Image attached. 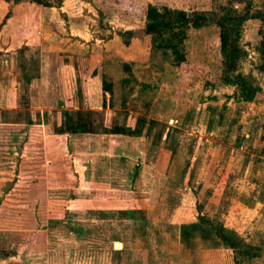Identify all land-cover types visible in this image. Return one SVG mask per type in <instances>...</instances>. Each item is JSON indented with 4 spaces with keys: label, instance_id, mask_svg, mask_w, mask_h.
<instances>
[{
    "label": "crops",
    "instance_id": "crops-1",
    "mask_svg": "<svg viewBox=\"0 0 264 264\" xmlns=\"http://www.w3.org/2000/svg\"><path fill=\"white\" fill-rule=\"evenodd\" d=\"M27 3L37 6L27 23L20 22V11L5 16L7 2L0 13V236L32 233L42 258L26 264H175L173 252L155 244L159 228L177 237L182 225L198 224L196 188L174 163L166 132L155 141L146 123L139 134L108 131L115 124L137 129L142 117L131 107L122 110L111 98L113 91L103 90V75L111 76L113 89L120 63H131L129 43L115 31L101 38L109 30L82 8L68 10L65 0L59 6ZM36 45L39 74L28 84L29 105L23 107L18 104L16 51ZM79 56L85 62L77 67ZM78 71L86 73L83 97ZM65 110L78 123L85 111L99 115L88 132L56 133ZM176 116L170 111L165 123L171 125ZM201 162L207 169L208 163ZM208 172L196 173L205 186ZM52 193L69 196L58 200L64 212L54 221L47 216L55 208ZM131 203L141 216L121 214ZM252 207H242L231 230L242 231L241 222L253 220L258 210ZM26 210L47 213L27 216ZM210 253L200 251V258ZM10 255L0 257V264Z\"/></svg>",
    "mask_w": 264,
    "mask_h": 264
},
{
    "label": "rangeland",
    "instance_id": "rangeland-1",
    "mask_svg": "<svg viewBox=\"0 0 264 264\" xmlns=\"http://www.w3.org/2000/svg\"><path fill=\"white\" fill-rule=\"evenodd\" d=\"M228 1L65 0L64 3L70 11H81L82 8L91 13L100 28L108 29L109 32L100 33L101 38L115 31L121 40L129 43L131 63H120V68L114 73L116 81L111 98L122 110L131 107L142 114L137 129L146 123L147 133L155 141L166 132V139L173 149L174 163L196 188L197 208L208 224L203 221L198 230L189 229L188 236L183 235V238L180 231L176 237L175 231L163 226L159 228L161 233L155 244L165 251H172L170 261L175 264H234L232 255L237 264H264V70L260 67L264 61V20H245L238 36L241 51L235 72L246 75L257 89L251 99L241 94L238 84L225 80L227 65L219 47V29L212 21L186 29L180 47L187 57L182 62H176L170 50L157 45L168 39L167 36L143 32L148 4L180 9L188 14H210L218 12L220 6ZM232 1L236 7H242L239 2ZM0 2V13L2 4L7 2V12L20 11L24 14L19 16L22 18L20 22L24 23H27L26 16L32 8H37L27 3L30 0ZM263 2L251 0V10H261ZM127 30L134 33H123ZM34 47L38 49L36 56L40 57L39 45ZM105 75L110 81L111 76ZM170 111L177 118L168 125L165 121ZM202 160L208 163L207 169L201 167ZM203 169L209 170L204 180L206 186L196 174ZM194 174L197 176L192 178ZM23 197L19 199H26ZM68 198L63 193H52L51 199L56 205L53 203L55 208L47 215L52 221L64 212L58 208L61 206L58 200ZM244 205L258 210L253 220L241 222L244 228L237 232L248 245L250 254L234 253L232 249L225 248L215 235L217 223L225 225L224 228L230 232ZM32 213L26 210L24 215ZM34 213L45 217L47 211L36 210ZM150 225L151 229L155 228ZM2 234L0 257L11 254L2 264H26L42 258V253L35 250L36 247L41 248V244L31 242L32 233ZM202 250L211 253L201 259L199 253Z\"/></svg>",
    "mask_w": 264,
    "mask_h": 264
},
{
    "label": "trees",
    "instance_id": "trees-1",
    "mask_svg": "<svg viewBox=\"0 0 264 264\" xmlns=\"http://www.w3.org/2000/svg\"><path fill=\"white\" fill-rule=\"evenodd\" d=\"M31 2L44 5V6H59L62 0H30ZM242 4L241 8H238L233 4L232 0L224 3L220 6L218 12L204 13L194 12L188 14L184 10L171 9L168 7L158 8L153 4H148L145 10V25L143 32L148 35L167 36L164 42L160 41L158 46H162L174 55L173 59L176 62H182L186 60V54L181 46V41L185 39L186 29L189 27H199L210 23L211 21L216 24L219 29V47L224 57V62L227 65L225 80L228 82L238 84L241 94L247 98H254L256 94V88L252 86L247 76L235 72L238 66V60L240 55V46L238 44V36L240 28L243 22L247 19H259L264 20V2L261 10H251V0H234ZM7 16V10L4 12ZM123 33L133 34V30H127ZM264 35V34H263ZM162 43V44H161ZM264 44V37H263ZM38 50L36 47L23 46L16 51V66L18 68L17 86L19 91L18 104L23 107H28V84L32 78H35L39 74V57L35 52ZM84 57H77L76 66ZM262 70H264V61L260 64ZM86 73L84 71H78V92L81 97L85 96L84 83ZM103 90L111 92L112 84L103 75L102 79ZM98 112L85 111L84 119L81 122H75L72 117V113L69 110H65L62 113V118L55 126L56 133H80L90 131L92 122L97 121ZM4 119H8L7 115H4ZM30 123V122H29ZM112 133H124V134H139L142 132L140 129H130L118 124L112 126L109 130ZM121 214L128 217L141 216V212L133 204L127 205L126 208L120 210ZM147 225L150 221L145 220ZM205 221L208 224V220L201 214L198 216V224L191 226L182 225L180 227V234L188 236L189 229L198 230ZM215 235L219 238L221 244L225 248H230L233 252H243L248 254L249 247L245 244L240 235L234 231L227 230L221 223H217ZM233 235V238L231 237ZM7 253V252H5ZM250 254V253H249ZM235 255V254H234ZM234 264H237L235 256L232 255Z\"/></svg>",
    "mask_w": 264,
    "mask_h": 264
}]
</instances>
